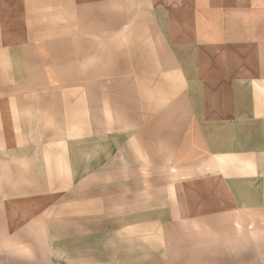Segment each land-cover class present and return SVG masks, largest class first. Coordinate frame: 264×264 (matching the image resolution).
<instances>
[{
    "label": "rangeland",
    "instance_id": "obj_1",
    "mask_svg": "<svg viewBox=\"0 0 264 264\" xmlns=\"http://www.w3.org/2000/svg\"><path fill=\"white\" fill-rule=\"evenodd\" d=\"M83 46L81 88L0 89V264H209L231 240L264 250V200L211 220L248 233H202L182 215L175 79L135 71L143 58L122 57V41ZM41 193L56 201L9 232L4 203Z\"/></svg>",
    "mask_w": 264,
    "mask_h": 264
},
{
    "label": "crops",
    "instance_id": "obj_2",
    "mask_svg": "<svg viewBox=\"0 0 264 264\" xmlns=\"http://www.w3.org/2000/svg\"><path fill=\"white\" fill-rule=\"evenodd\" d=\"M99 39L143 58L135 71L175 79L184 116L173 153L190 175L180 189L186 221L209 234L244 229L211 220L264 200V0H0V89L81 88L91 54L83 43ZM55 201L10 198L6 229L27 230ZM261 248L226 241L209 264H264Z\"/></svg>",
    "mask_w": 264,
    "mask_h": 264
}]
</instances>
